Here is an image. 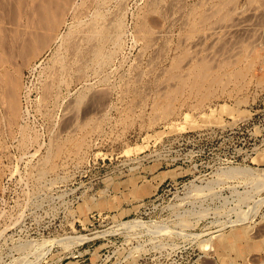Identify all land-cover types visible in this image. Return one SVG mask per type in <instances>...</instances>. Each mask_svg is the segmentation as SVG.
Wrapping results in <instances>:
<instances>
[{
    "label": "rangeland",
    "instance_id": "1",
    "mask_svg": "<svg viewBox=\"0 0 264 264\" xmlns=\"http://www.w3.org/2000/svg\"><path fill=\"white\" fill-rule=\"evenodd\" d=\"M52 2L89 6L83 25L100 8L107 27L76 50L86 25L70 12L31 64L19 44L15 102L0 99V264H255L264 35L221 37L188 61L236 8L257 6L264 23V0ZM31 5L0 0L1 53Z\"/></svg>",
    "mask_w": 264,
    "mask_h": 264
},
{
    "label": "bare ground",
    "instance_id": "2",
    "mask_svg": "<svg viewBox=\"0 0 264 264\" xmlns=\"http://www.w3.org/2000/svg\"><path fill=\"white\" fill-rule=\"evenodd\" d=\"M52 1L53 0H51V6V4L48 5L47 0H31L32 5L30 6V9L33 11V15H30V13L28 14V11L23 12V16L20 19L22 30H18L14 39L12 38L10 41V44H12L16 50L14 49L15 51H13L12 54L5 55L1 53L0 48V99L3 106L6 101L9 105L14 104L18 92L16 75L17 68L13 60L17 55V52L18 55L21 54L19 44L26 46L27 42L30 43L33 55L30 57L28 63L31 64L41 59L58 41L62 39L60 29L57 27L58 24L56 25L55 23H64L66 20L65 16L70 12H72L74 21L78 26H80V24H82V26L86 25V29L81 32V37L76 39V42H78L74 45L76 50L78 49L77 47H80L85 43L88 44V42L96 39L100 31L107 27L105 26L106 17L105 15L104 17L101 16L100 8L95 9V11H93V18L91 17L89 23L83 25L82 21L88 17L89 13L92 11L89 6H84L83 8L80 6L77 7L75 2H72L71 4L65 3V7L57 11V8L55 9ZM37 5L38 7H36ZM260 11V8L253 5L252 7L247 8H236V11L234 10L235 17L233 22H223L206 28L191 42V47L194 51H192L193 56L189 59L188 65L203 53H206L208 56H213L212 50L210 48H205L204 45H212L221 37L230 39L235 34H244L253 43H260V39L264 35V23H257V19L260 17ZM103 12L106 13L105 9H103ZM24 17L26 18L24 19ZM182 18H184V11L181 9L177 11L175 10V12L170 15L169 21H175ZM38 32L40 34H38ZM18 46L19 49L17 50ZM239 48L240 44L235 42L229 52L234 53ZM72 57L73 59H76V54ZM262 234H264V227L258 232V235ZM216 250H220L219 245L216 246ZM257 250L259 251L255 254L258 255V259L255 264H264L263 251H261V249ZM223 262L225 263V259H223Z\"/></svg>",
    "mask_w": 264,
    "mask_h": 264
}]
</instances>
